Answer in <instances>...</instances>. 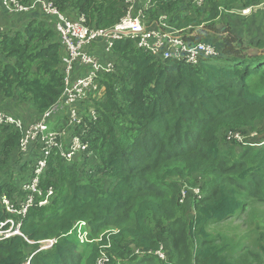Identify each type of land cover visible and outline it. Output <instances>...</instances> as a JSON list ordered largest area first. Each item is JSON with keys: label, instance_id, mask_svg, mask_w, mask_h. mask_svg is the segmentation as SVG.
I'll return each mask as SVG.
<instances>
[{"label": "trees", "instance_id": "trees-1", "mask_svg": "<svg viewBox=\"0 0 264 264\" xmlns=\"http://www.w3.org/2000/svg\"><path fill=\"white\" fill-rule=\"evenodd\" d=\"M50 1L75 18L84 15L91 27L113 25L126 8L125 0ZM237 4L264 0H207L201 8L153 0L148 17L165 14L172 27L185 30L213 23ZM55 29V21L32 19L12 34L0 30V97L33 104L34 120L65 89V51ZM109 58L115 70L101 75L105 94L93 101L97 118L86 105L77 128L91 155L66 162L53 152L40 187L54 194L46 206L37 205L38 197L21 220L24 236L0 241V264H26L31 256L30 264H264V238L238 258L231 239L211 231L251 202L264 203V140L258 145L251 138L256 144L242 148L222 140L224 129L240 132L264 122V37L249 42L232 35L219 56L197 64L162 59L132 39L116 41ZM0 133L1 223L18 218L2 197L16 203L27 197L22 186L39 155L37 147L21 151L22 133L14 126L0 124ZM193 177L202 179V195L185 218L181 184ZM82 221L85 242L76 226ZM49 238L57 241L37 251ZM164 248L171 263L155 254Z\"/></svg>", "mask_w": 264, "mask_h": 264}, {"label": "built area", "instance_id": "built-area-1", "mask_svg": "<svg viewBox=\"0 0 264 264\" xmlns=\"http://www.w3.org/2000/svg\"><path fill=\"white\" fill-rule=\"evenodd\" d=\"M182 1L191 2L201 8L207 0ZM3 2L13 13L28 14L40 11L46 16L55 18V30L65 51L63 55L65 89L56 104L30 123L0 109V124L12 125L22 133L21 151L29 154L33 147H37L39 155L33 167L32 179L22 186V189L28 193L27 197L18 203L6 195L2 197L6 210L18 218L12 217L0 223V241L17 235L24 236L20 229L21 220L36 204L38 197L42 199L37 205L49 204L54 189L51 187L45 192L41 189L40 183L41 175L55 150L66 162H73L79 154L90 153V142L80 135L82 132L77 131V128L85 122L84 106L87 105L86 112L90 118L94 120L97 118L93 101L101 100L105 94V85L100 81L101 75L115 70V62L109 58V55L116 41L132 39L138 47L162 59L175 58L192 64H197L204 57L214 58L220 55L216 47L209 42L188 43L182 35L184 30L172 27L165 14L160 15L157 21H150L148 9L152 6L153 0H125L126 8L121 18L113 25L104 27L87 25L84 15L77 18L70 17L50 0H31L29 3L20 0H3ZM251 11L252 7H246L242 13L248 14ZM0 30L3 28L0 27ZM64 106L69 107L64 123L59 129H51L50 123L53 117L62 111ZM239 137V132H231L228 135V139ZM189 194L200 198L201 189L182 188L180 202H184ZM76 226L79 227L78 236L81 242L87 241L88 230H81L84 226L87 228V223L82 221L76 223ZM56 241L55 238L39 241L40 246L37 251L51 248ZM165 252L161 249L155 254L165 260ZM31 257L26 264H30ZM99 264H105V261L100 260Z\"/></svg>", "mask_w": 264, "mask_h": 264}, {"label": "rangeland", "instance_id": "rangeland-1", "mask_svg": "<svg viewBox=\"0 0 264 264\" xmlns=\"http://www.w3.org/2000/svg\"><path fill=\"white\" fill-rule=\"evenodd\" d=\"M206 6V5H205ZM244 7L241 4H237L236 7L232 11H226L223 13L222 17L219 18L217 21L209 24H201V25H194L192 27H188L182 35L185 40L190 42H198L200 40L207 41L213 44L216 47V51L220 54L221 51L224 50L226 46V40L228 37L234 35L238 39L240 36L245 41H250L252 36L248 37V32L246 30L247 22L244 18V14L242 15ZM264 6H257L253 8V10L246 14L250 16H246V19H252L256 14L263 10ZM68 14L70 17L75 18L76 14L74 12H64ZM242 25L241 31H239L238 26ZM236 32H241L240 36L236 34ZM235 33V34H234ZM108 59V58H107ZM110 60V59H109ZM12 103H17L15 99H10ZM29 103V102H28ZM30 104V103H29ZM11 109H8L9 115H13L19 118H22L26 123H30L31 121H27L28 119V112H33L31 109L22 108L20 105L15 104L11 105ZM15 110H14V109ZM18 110V112H17ZM51 129H54L53 122L50 123ZM231 132H239V131H229L224 129L222 131V140L224 142H228V144L236 143L235 146L238 148H242V145H255V142L264 140V122L257 123L254 127L244 128L239 132L240 137L237 139H228V135ZM227 136V138H226ZM251 138H257L255 142L251 140ZM3 139V134L0 133V144ZM230 141H228V140ZM253 142V143H252ZM238 144V145H237ZM2 157L0 156V160ZM15 160V158H14ZM11 161V158L9 159ZM8 161V162H9ZM93 163H90L91 165ZM202 179L198 178H190L183 182L182 188H196L199 187L201 189ZM61 182L59 181V186ZM202 195V192H201ZM198 196L194 194H189L188 197L182 202L181 204L184 206V215L185 218H189L194 210V202L197 200ZM211 231L214 233H221L224 237L231 239L232 245L234 246V252L240 258V253L244 249V247L249 246L257 250V240L259 238H264V203L253 201L249 204L247 209L236 215L235 217L231 218L230 220L224 223H218L211 227ZM261 241L264 242L262 239ZM165 250V248H164ZM166 252V259L165 262L171 263L172 258L171 254L168 250ZM243 254V253H241ZM249 264H255L249 262Z\"/></svg>", "mask_w": 264, "mask_h": 264}, {"label": "crops", "instance_id": "crops-1", "mask_svg": "<svg viewBox=\"0 0 264 264\" xmlns=\"http://www.w3.org/2000/svg\"><path fill=\"white\" fill-rule=\"evenodd\" d=\"M258 6H264V4H261ZM250 7H252V10H253V8H255L257 6H255V7L250 6ZM242 15H243V13H242ZM243 16H244L243 19H245L247 22L246 30L248 32L249 39L253 35L250 41L255 42L258 39L264 37V9L260 10V12L258 14H256V17L254 16L252 19H249V20L246 19V16H250V15L244 14ZM32 19H38V20H43V21H47V22L55 21L54 17L46 16L45 14L39 13V12H31V14H18V13L10 12L6 8V5L4 4L3 0H0V27H2L3 30L9 31L10 34H12L17 30L23 29L28 24V22ZM241 27H242V25H240V27L238 26L239 31H241V29H242ZM240 33L241 32H236V34L238 36L241 35ZM16 101H17V103H12L10 101V99L0 97V105H2V107H4L3 110H5L7 113H9L8 109H11V107H12L11 105H15V104L20 105L22 108H26V109H30V110L32 109L33 112H36L33 104H29L28 102L20 104L18 102V100H16ZM68 110H69V107L64 106L63 110L58 112L53 117L52 122H53L54 129H59L62 126V124L65 121V118L67 117ZM17 112H18V110H17ZM33 120H34V115H32V112L30 111V112H28L27 121H33Z\"/></svg>", "mask_w": 264, "mask_h": 264}, {"label": "clouds", "instance_id": "clouds-1", "mask_svg": "<svg viewBox=\"0 0 264 264\" xmlns=\"http://www.w3.org/2000/svg\"><path fill=\"white\" fill-rule=\"evenodd\" d=\"M189 28H190V27H189ZM185 30H186V29H185ZM185 30H184V31H185ZM206 42H207V41H206ZM33 121H34V120H33ZM83 123H84V122H83ZM83 123L81 124V126L83 125ZM81 126H80V127H81ZM73 130H74V129H73ZM74 131H75V130H74ZM72 132H73V131H72ZM85 138H86V136H85ZM86 139H87V138H86ZM87 154H88V155H91V153H87ZM80 155H82V154H79L78 156H80ZM78 156H77V157H78ZM77 157H76V158H77Z\"/></svg>", "mask_w": 264, "mask_h": 264}, {"label": "water", "instance_id": "water-1", "mask_svg": "<svg viewBox=\"0 0 264 264\" xmlns=\"http://www.w3.org/2000/svg\"><path fill=\"white\" fill-rule=\"evenodd\" d=\"M258 52V51H257ZM255 53V52H254Z\"/></svg>", "mask_w": 264, "mask_h": 264}]
</instances>
